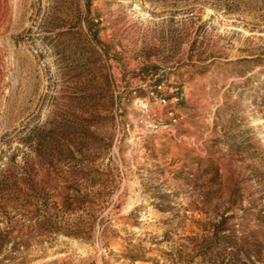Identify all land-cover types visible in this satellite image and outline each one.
<instances>
[{"label":"rangeland","instance_id":"1","mask_svg":"<svg viewBox=\"0 0 264 264\" xmlns=\"http://www.w3.org/2000/svg\"><path fill=\"white\" fill-rule=\"evenodd\" d=\"M0 264H264V0H0Z\"/></svg>","mask_w":264,"mask_h":264}]
</instances>
